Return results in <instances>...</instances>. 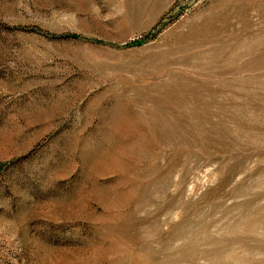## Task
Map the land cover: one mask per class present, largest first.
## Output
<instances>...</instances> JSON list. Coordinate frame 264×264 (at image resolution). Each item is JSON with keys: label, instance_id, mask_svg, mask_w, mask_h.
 <instances>
[{"label": "rangeland", "instance_id": "374dc122", "mask_svg": "<svg viewBox=\"0 0 264 264\" xmlns=\"http://www.w3.org/2000/svg\"><path fill=\"white\" fill-rule=\"evenodd\" d=\"M0 264H264V0H0Z\"/></svg>", "mask_w": 264, "mask_h": 264}]
</instances>
